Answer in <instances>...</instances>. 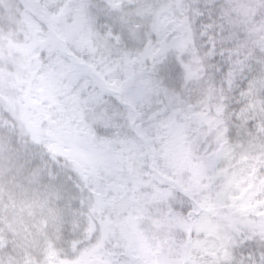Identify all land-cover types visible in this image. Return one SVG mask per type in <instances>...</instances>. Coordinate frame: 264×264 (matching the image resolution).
<instances>
[{"label":"snow or ice","instance_id":"obj_1","mask_svg":"<svg viewBox=\"0 0 264 264\" xmlns=\"http://www.w3.org/2000/svg\"><path fill=\"white\" fill-rule=\"evenodd\" d=\"M0 264H264V0H0Z\"/></svg>","mask_w":264,"mask_h":264}]
</instances>
